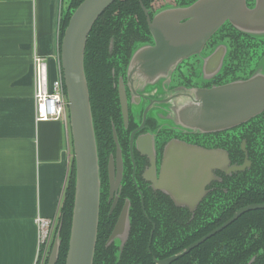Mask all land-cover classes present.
I'll list each match as a JSON object with an SVG mask.
<instances>
[{"label": "flooded vegetation", "instance_id": "af4514ba", "mask_svg": "<svg viewBox=\"0 0 264 264\" xmlns=\"http://www.w3.org/2000/svg\"><path fill=\"white\" fill-rule=\"evenodd\" d=\"M198 1L150 0L146 7L138 0L147 30L143 31L132 18L134 30H142L140 38L124 43L133 47L129 53L125 51L126 64L110 70V98L106 99L102 120L96 122L100 235L104 257H112L107 264H144L143 259H137V248L146 231L151 264L181 254L203 237L181 252L166 256L183 243L185 229L195 233L213 223L217 211L229 206L234 181L240 187L237 189L235 184L232 188L243 193L251 188L250 175L256 178L255 183L264 180V110L218 132L203 133L176 123L178 108L188 104V97L196 92L264 76V33H248L225 21L201 49L174 66H161L148 73L143 64L129 68L134 53L143 54L146 47L155 46L147 15L152 22L161 12L189 8ZM245 5L253 10L256 0H245ZM121 90L126 118L122 114ZM185 166L203 172L214 168L211 176H203L205 181L194 184V192L174 198L162 186L164 173L177 174ZM114 231L115 238L110 240ZM130 238L133 243H129Z\"/></svg>", "mask_w": 264, "mask_h": 264}, {"label": "water", "instance_id": "95a60500", "mask_svg": "<svg viewBox=\"0 0 264 264\" xmlns=\"http://www.w3.org/2000/svg\"><path fill=\"white\" fill-rule=\"evenodd\" d=\"M70 1L64 0L63 14L68 9ZM116 1L84 0L71 13L60 42V73L66 89L75 177L72 223L64 264H92L95 255L101 191L98 147L89 102V88L84 73V54L86 41L93 25ZM225 21L245 32L263 34L264 0H256L253 10L246 9L245 0H200L189 8L161 12L152 22L147 15L148 27L155 46L146 47L143 54L134 53L129 68L133 64H143L146 65L144 70L148 73L154 72L153 69L157 70L161 66L163 69L174 66L177 61L201 49L206 39ZM188 98L190 102L180 106L176 112L177 125L203 133L233 128L264 110V76L256 75L248 81H238L199 91ZM120 99L122 114L126 118L127 107L122 90ZM147 110L144 111L145 114ZM184 163L189 164L188 161ZM213 168L203 172V169L185 166L177 174H172V171L164 173L162 186H165L174 198L175 196L177 198V194L194 192L196 185H199L201 180L205 181L204 175L211 176L210 172ZM256 210H264V203H254L240 208L225 224L188 246L181 254L164 261H155V264H170L176 261L236 222L241 215ZM59 222L47 264H56L59 258L62 242L60 237L62 222ZM115 232L110 240H114Z\"/></svg>", "mask_w": 264, "mask_h": 264}, {"label": "crops", "instance_id": "0c3cea01", "mask_svg": "<svg viewBox=\"0 0 264 264\" xmlns=\"http://www.w3.org/2000/svg\"><path fill=\"white\" fill-rule=\"evenodd\" d=\"M62 8V0H0V264H34L35 219L60 214L70 178L69 122H36L31 60L43 58L57 79Z\"/></svg>", "mask_w": 264, "mask_h": 264}, {"label": "trees", "instance_id": "16d2710c", "mask_svg": "<svg viewBox=\"0 0 264 264\" xmlns=\"http://www.w3.org/2000/svg\"><path fill=\"white\" fill-rule=\"evenodd\" d=\"M83 1L71 0L66 12L63 14L61 11L60 13L61 17L58 24L59 51L61 47L60 42L72 15L71 13ZM149 2L150 0H142V3L146 7ZM132 18L144 28L143 31L147 30L138 0H117L103 12L93 25V29L86 41L84 73H86L87 88H89V102L91 103L96 145H98L96 122L102 120L106 111V99L110 98L108 93V91H111L109 84L110 70L112 67L116 68L117 64H126L128 58L127 53L133 47L132 45H126L124 43L139 40L140 36L138 35L142 31L134 30L132 27ZM117 58L122 61H117ZM249 175L247 174V176ZM69 177L65 190L66 193L60 209L61 214L59 220L62 222L60 237L62 238V242L56 264H64L67 255L70 238L69 233L72 223V205L75 194L74 163ZM247 178L248 181H251L250 189H247L243 193H237L232 187L236 184V188L238 189L240 184L238 181H234V185L231 186L229 193L230 197H232L229 206L223 211H217L213 217V223H210V225L204 228H199L195 233L192 234L190 230L185 229V232H183V243L175 248L174 251L166 254V256L181 252L183 248L192 244L195 240L209 234L211 230L229 220L241 207L254 203L263 204L264 180L260 183H257L258 181L255 183L256 178L254 175H250ZM245 182L246 180H244ZM100 231L101 226L99 221L95 255L92 264H107L112 262V257H110L111 260L104 257V241L101 238ZM140 239L142 240L140 241V246L137 248V259H143L144 264H151L146 249L148 239L147 231L142 233ZM129 243H133L132 238H130ZM108 250L112 256V251L110 249ZM172 264H264V210H256L241 215L236 222L225 228V230L211 237L205 243L196 247L195 250Z\"/></svg>", "mask_w": 264, "mask_h": 264}, {"label": "built area", "instance_id": "2783aa9c", "mask_svg": "<svg viewBox=\"0 0 264 264\" xmlns=\"http://www.w3.org/2000/svg\"><path fill=\"white\" fill-rule=\"evenodd\" d=\"M34 66V104L36 122L59 121L68 122V103L66 89L63 86L62 74L56 80H50L46 61L33 54ZM58 216L43 219L37 217L35 223L38 226L37 254L34 264H43V258L47 254L48 247L53 243L52 235L57 225ZM44 254V255H43Z\"/></svg>", "mask_w": 264, "mask_h": 264}, {"label": "rangeland", "instance_id": "374dc122", "mask_svg": "<svg viewBox=\"0 0 264 264\" xmlns=\"http://www.w3.org/2000/svg\"><path fill=\"white\" fill-rule=\"evenodd\" d=\"M63 2H64V0H62V5H63ZM62 11V10H61ZM68 122H69V120H68ZM72 162H73V158H72ZM74 163V162H73ZM61 214V213H60ZM60 214L58 215V218H57V225H56V228H55V230H54V233H53V235H52V240L53 241H55V234H56V231H57V229H58V226H59V217H60ZM52 245H53V243L51 244V247L49 246L48 247V250H47V254L44 256V258H43V264H47V261H48V258H49V256H50V254H51V248H52ZM44 255V254H43Z\"/></svg>", "mask_w": 264, "mask_h": 264}]
</instances>
